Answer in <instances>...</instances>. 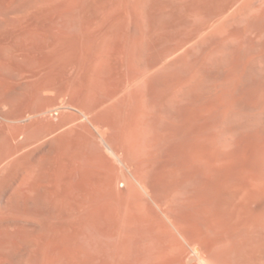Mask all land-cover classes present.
<instances>
[{
    "label": "rangeland",
    "instance_id": "rangeland-1",
    "mask_svg": "<svg viewBox=\"0 0 264 264\" xmlns=\"http://www.w3.org/2000/svg\"><path fill=\"white\" fill-rule=\"evenodd\" d=\"M157 1L142 0L140 5L135 7L132 18L120 19L111 39L106 43L100 40L102 42L100 46L99 43L97 44L99 47L104 46V51L101 50L103 52L100 56L105 55V58L96 59L93 55L94 51H92L93 54L91 52V48L93 50L97 43L95 41H87L85 46L80 44L76 46L72 43L68 47L67 45L62 47L58 45L54 48L55 42L48 37L46 23L39 15L42 1L0 0V12L3 11L0 14V46L23 52L20 58L40 69L36 82L31 83H38L39 88H36L37 84L36 86L31 85L33 87L31 88L30 83H23L18 87L8 81V72L7 74L0 72V79L2 81L6 79L3 81L5 84L0 80V156L8 144L10 145L8 140L10 141L9 136L12 137L15 124L20 122L11 120L12 122L9 124L10 117L15 118L25 109L30 108H38L41 111L45 108L50 110L48 113L50 117H47L52 120V123H58L67 119L68 115L71 116L70 123L65 125L62 130L43 136L44 127L40 126L46 119H44V115L36 114L37 118L43 120L38 124L39 129L36 126L30 133L33 132L35 137L40 138L34 146L38 171L41 168L39 171V193L43 192L42 195L36 192H29L23 196L19 194L15 189L18 179L13 175L11 169L1 175L0 210L3 209V211L1 210L0 214V264L4 263L2 259L8 258V255V259L12 255L11 262L19 258L18 255L22 251L16 250V256L10 252L5 255L7 254L5 252L14 248L29 234L23 228L24 223L26 224L31 218L33 220L37 218V221L41 222V225H37L38 231H40L43 224L47 222L50 214L43 184L46 183L50 175L52 182L56 180L59 163L67 159V154L61 146L60 136L63 132L74 129V127H77L76 129L80 132L85 130L86 134L89 132L86 136L89 135V138L90 134L92 137L94 136V140L91 137L93 142L96 138L97 143H92L91 151L93 150V154L97 152L95 155L99 160L104 159V153L105 158L109 157V159H104L105 161L98 160L99 163L97 162L92 167L94 170H91L94 174L108 176L109 171L112 175L121 169L120 173H125L133 181L135 180L134 183L137 182L136 184L142 189L148 201L154 205L158 213L160 211L161 220L155 212L149 210L143 200L138 199L139 211L148 217L146 218L149 223L138 224L125 231L128 241V257L133 264H152V262L153 264H221L223 262L221 258L231 249L229 240L231 227L224 220L223 223L219 220L220 218L218 219L215 209L208 210V212L203 209V211L202 207H206L199 202V198L198 200L195 197L196 201L193 199L194 196L187 197L177 188L168 193L161 191L162 195L159 196V200H162V203L159 202L153 188L148 187L150 190L148 192L139 184L140 182L148 184L153 180V173L158 167V162L166 158L165 152L169 150V142L172 140L171 130L181 124L186 112L190 109L198 113L200 120L209 123L208 127L195 133L194 139L200 143L209 144L211 158L210 162L199 159L195 167L187 166V169L198 171V174L206 181H214L218 170L233 169L232 167L236 168L246 162L245 165L247 164L249 167L247 168V177L251 188L264 202V0H161L167 4L159 2V0L160 5H157ZM224 1L225 5H223ZM221 4L224 6L223 8L228 6L229 9L227 7V11L220 10ZM156 7L158 11L163 8L164 14L160 9V13L154 15L157 13V11L155 12ZM212 12L216 13L212 16ZM162 15L165 18L168 16V23H164L163 30L161 27L159 30L155 22L163 18ZM155 27L158 30H155ZM154 30L157 34L154 33ZM130 31L134 32L133 35L136 34L134 39L131 38L133 35H130ZM157 31H161V33ZM125 37L127 39H124ZM127 42L129 43L127 44ZM94 48L96 49V46ZM69 49L71 50L69 51ZM158 59L156 65H150L151 62ZM23 63L22 68L25 71L31 69L26 62ZM161 71H165L171 80L170 84L164 88L156 84ZM129 75L131 79L124 83L127 84V88L132 83L130 85L132 88L129 86L128 94L134 100H131V105L135 106L132 108L135 113L131 111L124 126L122 120L116 119L118 117L116 112L110 109L127 92L126 85L122 86L124 83L120 89L125 88L126 92L123 90L125 94L123 91L115 89L120 86L117 80L129 77ZM2 84L3 86H1ZM37 90H39V94H37ZM108 92L110 93L108 94ZM106 94L108 95L106 96ZM102 97L103 99H101ZM4 98L5 102L8 100L10 102L5 103ZM163 99L172 112L171 116L163 114L159 109ZM6 106H9L8 109ZM78 108L82 111H79ZM30 118L33 119L34 116H29L28 119ZM31 119L25 121L30 122ZM118 121L120 122L118 123ZM116 123L121 126L119 127ZM79 127H84L85 130L81 131ZM8 131L11 133L7 134ZM83 134L85 135V133ZM24 138L25 136H22L20 140L22 141ZM249 138L254 141L252 146L246 145L247 142H252ZM124 145L127 147L125 152ZM3 147H5L4 150H2ZM99 152H103V155ZM127 156L137 159L138 164L133 166L134 169L126 163ZM110 159L115 164L110 163ZM106 160L110 164L109 168ZM239 161L243 162L239 164ZM111 164L114 165L113 168H111ZM55 168L57 169L55 170ZM113 169L115 170L112 171ZM118 185H120L118 187L122 186L121 190L128 188L127 185L119 183ZM13 192L15 193L13 194ZM198 208L201 209L198 210ZM182 214H187L190 218L179 217ZM23 218L24 220H22ZM192 218V221L188 220ZM201 218L204 223L198 220ZM206 218H211L213 222L210 224L208 221L209 224H207ZM164 219L168 223L163 221ZM178 221L180 222L178 223ZM14 222H19V227L12 228L7 225V223ZM187 222L189 224H186ZM166 223L168 226L165 225ZM211 225L213 227H210ZM195 226L200 228V231ZM207 226L209 227L207 228ZM180 229L181 231H179ZM195 231L199 234H196ZM214 237H218L217 240ZM45 242L50 243L48 240ZM196 246V254L190 253ZM192 256L194 257L192 258ZM245 258L243 263L249 264L245 262ZM249 259L251 258L246 261ZM250 261L254 264L261 262L264 264V258L258 262L252 259ZM5 264L10 263L5 262Z\"/></svg>",
    "mask_w": 264,
    "mask_h": 264
},
{
    "label": "bare ground",
    "instance_id": "bare-ground-1",
    "mask_svg": "<svg viewBox=\"0 0 264 264\" xmlns=\"http://www.w3.org/2000/svg\"><path fill=\"white\" fill-rule=\"evenodd\" d=\"M40 1H42L43 3H41L42 5L39 9V15L43 18L44 22L46 23V32H47L48 37L52 41L55 42V44L53 45L54 48L56 46L58 47V45H60L61 47L67 45L68 47V45L72 43L75 44L76 46L77 44L85 46L87 41H92V42L95 41L97 42L95 45L96 49L94 48L95 47L94 46L93 50L91 48V52L94 51V54L93 52L92 54L96 57V59L97 58L102 59L101 57L105 58V55L100 56L101 53L104 51L103 49L104 46L99 47L101 45L100 43H102L101 41L105 43L106 41L108 42L109 39H111L112 35L114 34V30L116 31V26L118 24V21L124 18H129V17L132 18L135 12V9H136L135 7H137V5L142 0H40ZM159 2L166 3L161 0ZM159 2L157 3V5L159 4ZM162 3L161 5H163ZM225 4L226 2L223 5ZM151 5L149 6V9ZM153 7L152 9L155 8ZM220 7L222 8L220 9ZM223 7L224 6H222L221 4L219 6V9L222 11H227L226 8L228 6H226V8H223ZM160 9H162V14H164L163 8H160ZM160 9L159 11H158V8L155 9V12L157 11V13H154V15L160 13L161 11ZM216 10L218 11V9ZM2 13L3 11L0 12V14ZM215 13H213L212 16ZM36 14H38L37 11H36ZM163 16L164 15H162V17ZM164 18L165 17L160 18L157 22L154 21L157 24V28L159 30H160V27L161 28L164 27L163 24L167 22L168 16L167 18L165 19ZM158 29H156L155 27V30H158ZM155 30H154V33H156ZM161 30H163V28ZM157 32L161 33V31H157ZM133 33L131 32L130 35H133ZM135 35L136 34L131 36V38L133 37L134 39ZM158 35L160 36V34ZM124 39H127V38L125 37ZM98 43H99V46L97 45ZM128 43L129 42H127V44ZM89 46H90V43H89ZM88 49L90 50V48ZM70 50L71 49H69V51ZM101 50L103 51L101 52ZM22 53L23 52L6 49L4 48L3 45H1L0 46V72L6 73V74L8 72L9 73L8 81H10L11 84L14 83L18 85V87L23 85V83L24 84L30 83V87L31 85L36 86L37 84L36 88H39L38 83L36 84H31V83L36 82L40 74L39 72L40 69L37 68L36 66H33L30 62L24 61L22 58H20L22 57ZM93 55L92 57H94ZM22 61L26 62L28 67L29 68L31 67V69L28 71H25V69L22 68L24 65ZM158 61L159 59L151 62L150 65H153V64L156 65ZM93 66L95 67V65ZM96 66L98 67V64ZM16 68L17 70H15ZM14 70L16 72L15 75H14ZM130 79H131L130 75L129 77H122L120 78V80L118 79L117 81H119V83L118 82L117 83L120 85L118 88L114 84V87H116L115 89H119L121 91L124 90L125 92L127 90V92L125 94V92L123 91L124 92L123 94L125 95L124 96L122 95L123 97H121L120 100H118L115 104H113L112 109H110L116 112V115H118V117L120 118L119 119L117 117L116 119L122 120L124 122V126H125L126 120L131 115L132 108L135 107V106L132 107L131 100H133V98L130 96V94H128L129 86L132 83L128 86V88H127V84L124 83V82L127 83V81ZM170 81H171L170 76L165 71L163 72L161 71L158 74L156 84L164 88L170 84ZM10 82H7V83H10ZM123 83L124 85H122ZM121 85L122 86L126 85V90L124 87H122L124 89H120ZM1 86H3V84ZM38 91L39 90H37V94H39ZM116 92L118 93V91H115V93ZM109 93L110 92H108V94ZM34 94L36 93L34 92ZM108 94H106V96ZM113 95H116V94L113 93ZM12 96L10 95V97ZM8 99L10 98L8 97ZM101 99H103V97ZM10 100L6 102H10ZM164 100L165 99H163L162 103L160 102L161 104H160L159 109L163 114L171 116L172 112L170 108L165 104ZM4 102H5V98H4ZM32 109L33 108L25 109V111L20 113L19 116H16L15 118L13 117L9 118L10 119V122H8L9 124L12 122L11 120L13 121L18 120L20 122L15 124L13 128L14 129L13 132L9 127L10 131L12 132V137L9 136L10 141L8 140L10 145L8 144L6 149H5L6 146L4 145L5 147H3L2 150L5 149V151H3V154H1L0 156V178H1V175H4V173L8 172V170L11 169V172L13 173V175L18 179V184L15 186L16 187L15 189H17L16 191L19 194H22V196L26 195L29 192L39 193V189H40L39 171L41 170V168H39V171H38L36 148L34 146L35 143H38L37 140L39 137H35L34 134H32L33 132L30 133L32 129H34L36 126H37L36 128L39 129L38 124L40 121L43 120V119L41 120L37 118L38 115L36 114L38 113L40 115H44L45 117L44 119H46L42 121V126H40V127H44L43 136L50 135L56 131H59L60 129L62 130V128L65 125L70 123L69 119L71 118V116L68 115L67 119L62 120L58 123H52V120L48 118L50 117V115L48 116V113H50V110L45 108V110L41 111L38 108H34L33 110L35 109H38V110L33 111ZM78 110L82 111V109L80 108H78ZM29 116L31 117L34 116V118L33 119L30 118L31 119L30 122L25 121L26 119L30 120L28 119ZM119 122L120 121H118V123ZM208 125L209 123H207V121H203L199 119L198 113L195 110L190 109L189 111H187L181 124L178 127L173 128L170 132L172 135L171 137L172 140H170L169 142V150L165 152L166 158L164 159L161 158L162 160L158 162V165H157L158 167L153 173L154 174L153 180H151V182H149L148 184L147 182L139 181L140 182L139 184H141L142 188L145 191L148 190V192L150 191L148 187L153 188L156 192V196H158L157 197L158 200H159V196L162 195L161 191L168 193L174 188L175 189L177 188L181 190L182 192H184L187 195V197L194 196L193 199H195V197H197V199L199 198L201 200L200 201L198 199L199 202L204 204V206L206 207V208L202 207V210L206 209L208 212V210L215 209L218 215V219L220 218L219 220L222 222L224 220V222L229 224V226L231 227L230 229L228 226V228L230 229L229 240L231 243V247H230L231 249L228 250L226 255L224 254L225 256L223 255L224 257L221 258L223 259V262L220 261L221 264H245L243 263L244 261L243 259L245 257H247L245 258V262L249 264L252 263L250 261L251 259L257 262L261 261V259L264 258V243H263L264 242L263 240L264 202L261 201L262 198L261 200L259 199V196L258 194H256V191H253V189L251 188L250 181L248 180V177H247L248 176L247 168L249 167H247L248 166L247 164L245 165L246 162L241 164V162L243 161H239L240 162L239 164L241 165L236 166V168L232 167L233 169L218 170L217 177L214 181H211V180L206 181L204 180V177L202 179L200 174H198V171L196 172V170L191 171V169H187V166L191 168L195 167V165L197 164L196 162L197 160L199 161V159L207 160V162H210L211 157L209 156V152H210L209 144L200 143L199 141L194 139L195 133L196 132L199 133L200 131L208 127ZM118 126L120 127L121 124L120 125L118 124ZM76 128L77 127H74V129L65 131L62 133V135L60 134L61 135L60 138L62 140L61 146L64 148V151L67 154V159L59 163L60 166H58L59 169L57 171L58 173L56 174L57 175L56 180L52 182V177L49 173L50 175L49 179L46 181V183L43 184V190L46 196L45 198L48 201V208H49L48 213L50 214V216H48L47 222L43 224V228L40 231H38L37 225L38 224L41 225V222L40 220L37 221V218H35L34 220L31 218L26 222V224L24 223L23 228L25 229L26 233L28 232L29 234H27V237L23 241H21L18 245H16L14 248H10L6 250L5 252L7 253L5 255H8L9 252L10 254L15 255L16 250L19 252L22 251L20 252L21 254L17 252L19 253L18 255L19 258L16 261L11 262L10 259L12 255H10L11 256L10 259H8L9 258V255H8V258L6 257L5 259H2L4 260V263H1V264H5V262L7 263L9 262L10 264H133L131 263L132 260H130V258L128 257V247H127L128 241L125 236V231L127 228H134V226L138 224L141 225L144 223L146 224L149 223V221H147L148 217L146 216L147 217L146 218L139 211L138 199L143 200L145 205L149 207V210L151 209L153 213L155 212L156 216L161 220V216L159 214L160 211L158 213L154 205H152L151 202L148 201V199L145 197L144 193L142 192V189H140L139 185L136 184L137 182L134 183L135 180L133 181L125 173H122V172L120 173L121 169L120 170L118 169L119 171L116 174L115 173L112 174L116 176L110 175V171L109 173L107 172L108 176L105 175L106 177L104 176L103 173H102L103 175H99V174L96 175V173L94 174V172H92L94 170V169L92 170V167L96 165V163L99 160L98 156L95 155L97 154V152L93 154L92 152L93 150L91 151L92 143L93 144L94 142L97 143L96 138H95V141L93 142L91 140V137H92L91 134H90V138H89V135L88 137L86 136L89 132H87L86 134L85 132L86 130L83 129L84 127L83 128L79 127L81 128V131L85 130L83 132H80ZM10 131H8L9 133L7 134H10L11 133ZM83 133H85V135ZM22 136H25V138L21 141L20 138H22ZM252 140L253 139H251V141ZM125 144L127 145V143ZM248 144L249 145L254 144V141L250 143L247 142L246 145ZM248 148L250 147L248 146ZM248 148H246V150H248ZM126 150H127V147L124 150V152ZM249 150H251V148ZM121 152L123 153V151ZM101 153L100 154L103 155V152ZM105 156L106 155L104 153L103 158L109 159V157L105 158ZM118 159L120 160V158ZM125 159H127L126 163L128 164V166H131L132 168L133 166L135 167V165L138 164L137 159L133 156L132 157L130 156V158H128L127 156V158ZM102 160H99V161H102ZM111 160L112 159H110V161ZM124 161L122 162L124 163ZM106 162L109 168L110 164H108L109 162L107 160ZM110 163H112V161ZM113 167L114 165L111 166V168ZM56 169L57 168H55V170ZM114 170L115 169H113L112 171ZM7 177H4V178H7ZM118 183L124 186L127 185L128 188L126 189L124 187L125 190H121L120 188L122 186L118 187L120 186L118 185ZM80 187L82 188L80 189ZM14 193L15 192H13V194ZM42 193H39V195L40 194L42 195ZM159 202H162V200L161 201L159 200ZM199 209L201 208H198V210ZM1 210L3 211V209ZM202 210L200 211L201 213L204 211ZM2 211L0 212V214L2 213ZM209 214L211 213L209 212ZM182 215H180L179 217H183L185 219L187 216L188 218H190V216H188L187 214L184 216ZM203 216H206V215H203ZM210 219L211 218H206L205 221L206 222L209 221L211 224L213 220L212 219L210 220ZM22 220H24V218ZM188 220L192 221L193 218L188 219ZM198 220L204 223L203 218L198 219ZM163 221H166V220L164 219ZM163 221H161V223ZM179 222L180 221H178V223ZM209 222L207 224H209ZM167 223L165 224L166 226H168ZM186 224H189V223L187 222ZM200 224L199 226L202 225ZM7 225L12 226V228H15V227H19L20 223L19 222H16V223L14 222L11 224L7 223ZM178 227H179V224H178ZM208 227L209 226H207V228ZM210 227H213V226L211 225ZM199 229L200 228H198V230ZM179 231H181V229ZM197 231H195L196 234H199ZM175 232L176 231H174V233ZM197 238H198V235H197ZM217 238L215 239L217 240ZM45 240L50 241V243L49 242L44 243ZM193 248H194L193 252H190V253L196 254L197 246ZM193 257L194 256H192V258ZM248 258H251V259L246 261V259ZM13 259H14V256H13ZM252 264H254V262Z\"/></svg>",
    "mask_w": 264,
    "mask_h": 264
}]
</instances>
